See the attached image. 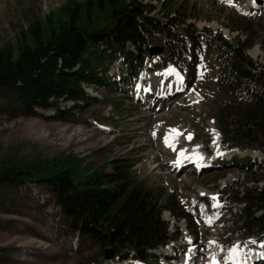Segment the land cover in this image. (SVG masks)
<instances>
[{
    "label": "rangeland",
    "instance_id": "1",
    "mask_svg": "<svg viewBox=\"0 0 264 264\" xmlns=\"http://www.w3.org/2000/svg\"><path fill=\"white\" fill-rule=\"evenodd\" d=\"M139 1L155 7L152 15L162 20L176 18V9H188L186 14H190L191 18L187 24L200 32L210 30L221 33L229 41L238 37L242 41L247 39L246 34L230 28L245 27L241 23L232 22L247 18L246 28L250 33V40L254 41L248 55L254 61L264 64V19L260 17V7L255 5V8H244L248 0ZM65 2L66 0H0V50L8 43L15 44L19 34L37 19L48 14L58 16L56 11ZM163 5L168 7L164 9ZM248 13L251 16L258 14V18L251 20ZM180 24L181 21L178 25ZM245 31L247 30L244 29ZM153 60L155 61L152 62L160 61L159 58ZM201 62L196 76L191 80L194 88L187 89L184 94L182 91L175 94L169 101L167 96L173 92L172 89L164 94L161 91L170 87L176 89L184 81L177 71H174L175 76L167 75V71L174 67L160 64L145 73L141 69L136 85H132L134 79H130V71L125 70V65L118 58H114L106 66L109 69L106 81L112 84V78L119 74L125 80L117 81L116 92H111L106 86L98 88L84 84L83 89L89 96V102L54 100L51 102L52 109H36L30 113L12 94L0 92V264H25L19 260L25 259V246L42 244L39 238L45 240L47 248L34 249L35 254H40L35 258L38 260L37 264H93L103 255V245L90 237L77 239L72 224L57 203L55 190L41 176L46 169L57 171L63 168L61 165L66 160L70 163V174L77 181L85 180L95 169H105L106 173H111L112 161L125 160L127 162L124 163L132 164L131 177L144 188L164 192L161 202L166 197L175 196L180 206L193 212L200 225L196 234L200 254L195 260L196 264H204L207 254L211 250L213 252V249L223 251L229 248L228 245L252 241L243 231L236 232V226L232 223L234 216L239 214L240 205L233 204V216H218L216 211L214 220L209 221L204 216V202H212V206L217 208H230L227 204L214 203L220 200L216 195L232 183H239L241 192L245 188L264 189V169H251L256 172L255 176L247 169L243 171L237 166L201 175L170 173L174 170L170 165L175 163L179 152H196L205 162L216 161L218 158L215 157H237L242 165L248 163L246 159L257 158L255 152L221 149V136L214 118L223 106L224 98L219 91L214 67L204 59ZM154 77L157 78L156 82L165 84L160 87L157 83L158 95L161 94L159 97L166 100H157L160 107H165L159 111L148 109L149 105H138L128 93L132 90L139 93V87L140 90H149ZM191 81L187 80V83ZM129 84L132 89L128 87ZM177 90L180 91L181 88L178 86ZM189 95L196 96L197 102L191 103ZM145 96L149 98L148 94ZM175 129L184 130L177 135V153L178 148L173 153L164 147L168 131ZM223 163L232 164L231 161ZM7 172L25 175V182L9 181L4 178L8 177L5 174ZM162 219L169 223L171 232L178 229L181 234L187 233L185 222H178L169 211L163 212ZM27 220L31 225L25 227ZM34 231L39 234L34 235ZM40 233L47 235V238L44 239ZM180 244L177 243L176 246ZM162 250L158 251L160 255ZM108 251L113 253L112 249L105 253ZM164 252H170V248ZM171 254L174 255L173 252ZM180 255L182 258L181 253ZM157 256L158 254H153L152 259L140 264H164ZM32 262L36 264L35 261Z\"/></svg>",
    "mask_w": 264,
    "mask_h": 264
},
{
    "label": "trees",
    "instance_id": "2",
    "mask_svg": "<svg viewBox=\"0 0 264 264\" xmlns=\"http://www.w3.org/2000/svg\"><path fill=\"white\" fill-rule=\"evenodd\" d=\"M155 9L139 0H66L56 11L58 16L37 19L19 34L15 44L0 50V92L12 94L30 113L50 110L54 100L89 102L83 85L103 88L109 78L106 66L115 57L137 75L142 67L148 70L150 49L160 46L163 63L171 62L179 69L190 67L192 77L202 54L215 67L224 98L215 116L223 148L264 154V64L248 55L254 46L246 28L248 20L232 22L245 27H230L247 39L229 41L221 33L200 32L187 24L191 18L188 9H176V18L166 20L151 16ZM261 11L264 19V4ZM68 161L62 163L63 168L46 169L41 176L55 190L73 230L105 250L112 249L118 260H147L149 250L174 240L169 224L162 219L164 211L185 220L187 229L197 233L198 227L177 198L170 196L161 202L164 192L144 188L131 177L132 164L124 163L127 161L114 160L111 173L95 169L83 181L70 174ZM5 174L9 181L25 182L21 173ZM239 189V183H233L222 191V197H230L228 202L241 206L232 222L235 231L250 237L264 235V189ZM30 225L27 220L25 227ZM39 239L42 244L25 246V259L19 260L38 263L35 258L40 254L34 249L47 248L45 240ZM102 261L104 253L96 263Z\"/></svg>",
    "mask_w": 264,
    "mask_h": 264
},
{
    "label": "bare ground",
    "instance_id": "3",
    "mask_svg": "<svg viewBox=\"0 0 264 264\" xmlns=\"http://www.w3.org/2000/svg\"><path fill=\"white\" fill-rule=\"evenodd\" d=\"M255 5H256V2H255V0H248V2H246L245 3V5H244V8L245 9H248L249 7L250 8H255ZM174 69H170V70H168L167 71V75L168 76H175V73H174ZM172 78V77H171ZM179 80H181V79H179ZM184 80H185V77H184ZM179 82H181V81H179ZM183 83V82H182ZM179 86V88H181V86H182V84L181 85H178ZM182 88H183V86H182ZM172 88L170 87L169 89H167V90H164V91H161V94H164V93H167V92H169L170 90H171ZM161 94H159V96L161 95ZM197 97L196 96H194V95H189V100H191V102H193V103H196L197 102ZM110 129V128H109ZM184 130L183 129H175V130H169L168 131V143H165V145H164V147L165 148H167V149H170L173 153H175V150L178 148V146H177V144L178 143H176V140H178L177 139V135L178 134H181L182 132H183ZM176 138V139H175ZM182 143V142H181ZM217 144V143H216ZM171 145V146H170ZM182 147V146H181ZM178 150H179V148L177 149V151H176V153L178 152ZM192 150V149H191ZM195 150H197V149H194V151ZM215 150V149H214ZM252 152V151H251ZM218 152H216V154H217ZM252 153H254V152H252ZM255 154H258L259 155V153H255ZM254 154V155H255ZM173 155V154H172ZM177 155H179V154H176V156ZM181 157H180V159H184L185 158V160L184 161H182L181 162V164L183 165V164H186V163H188L189 161H191V160H194L193 161V164H195V160L196 161H198V163H201V166H204L205 164H207V163H210V162H212V161H214V160H212V161H209V162H205V161H203L202 159H200V158H203V157H201V155H196V152L195 153H191V154H183V155H180ZM203 156V155H202ZM205 157V156H204ZM215 159H217V157H215ZM172 163V162H171ZM178 166H179V163L178 164H171L170 165V168H174V170L173 171H171L170 173H176V174H178L179 173V170H178ZM203 194V193H202ZM205 194V193H204ZM206 196V195H205ZM170 230V229H169ZM75 242V241H74ZM212 245V244H211ZM239 247H241V245H239ZM212 251V250H211ZM170 252H171V250H170ZM215 252L217 253V255H219L220 256V252L217 250V249H213V254H215ZM172 253V252H171ZM209 254V253H208ZM207 254V255H208ZM215 257H216V254L214 255ZM258 257L259 258H263L264 257V253L263 254H259L258 255ZM252 261L253 260H248V261H245V258L244 259H242V264H251L252 263ZM196 262V261H195ZM127 263H131V262H127ZM132 263H135V264H137L136 262H132ZM233 264H241V263H233ZM264 264V263H263Z\"/></svg>",
    "mask_w": 264,
    "mask_h": 264
},
{
    "label": "water",
    "instance_id": "4",
    "mask_svg": "<svg viewBox=\"0 0 264 264\" xmlns=\"http://www.w3.org/2000/svg\"><path fill=\"white\" fill-rule=\"evenodd\" d=\"M258 3L261 4L262 1L259 0ZM161 52H162V48H152L151 49V56L159 55V54H161ZM105 257H106V259H112L113 253L108 251V252H106Z\"/></svg>",
    "mask_w": 264,
    "mask_h": 264
},
{
    "label": "snow or ice",
    "instance_id": "5",
    "mask_svg": "<svg viewBox=\"0 0 264 264\" xmlns=\"http://www.w3.org/2000/svg\"><path fill=\"white\" fill-rule=\"evenodd\" d=\"M189 139H191V137H190V136H189ZM165 142H166V143H168V140H167V138H166ZM170 146H171V145H170ZM234 251H235V250H234Z\"/></svg>",
    "mask_w": 264,
    "mask_h": 264
}]
</instances>
